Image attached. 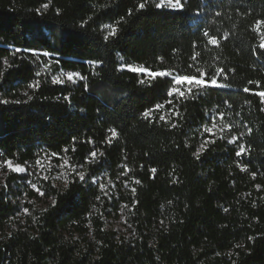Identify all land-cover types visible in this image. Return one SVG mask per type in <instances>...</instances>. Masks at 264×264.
Here are the masks:
<instances>
[{
	"label": "trees",
	"instance_id": "trees-1",
	"mask_svg": "<svg viewBox=\"0 0 264 264\" xmlns=\"http://www.w3.org/2000/svg\"><path fill=\"white\" fill-rule=\"evenodd\" d=\"M158 3L0 0V264H264V0Z\"/></svg>",
	"mask_w": 264,
	"mask_h": 264
},
{
	"label": "snow or ice",
	"instance_id": "snow-or-ice-1",
	"mask_svg": "<svg viewBox=\"0 0 264 264\" xmlns=\"http://www.w3.org/2000/svg\"><path fill=\"white\" fill-rule=\"evenodd\" d=\"M166 3H167V6H169L171 10H174V11H183L184 10V5L181 3V0H166ZM164 6H165V0H160V3H158L156 5L157 8H161V7H164ZM42 7L43 8H47L48 7V4H44V5H42ZM144 7H145V4H143V3H141L139 5V8L140 9H144ZM39 11L40 10L37 9V12H39ZM89 19H91V18H89ZM258 22L259 23H264V21H258ZM110 35L113 36V37H116V35H117V29L116 28H113L112 31H111V33H110ZM104 40L107 41L108 40V37L105 36L104 37ZM260 49H261L260 54L261 55H264V46H261V44H260ZM16 51L19 52V51H22V50L21 49H16ZM43 55L45 57H47V56L50 55V53L44 52ZM37 58H39V57H37ZM126 68H127V70H130V71H132L134 73L141 74L143 76H151L153 78H156V77H161V78L167 77L169 80L172 81V83L174 85L171 89H169V91L167 93L169 97H171L175 93H179V95L183 96L184 95V91H182L181 89H184V88H186L187 91L189 93H191L194 86H202V87L221 86V85H218L217 79H215V78L211 79V81L209 82V81H207L205 79L198 78L197 76H187V75H179V74L172 75V74L168 73L167 71L152 72V71H149L145 67L136 68V67H133L132 65H127ZM39 75H40V73L37 72L36 73V76H39ZM66 75H67L68 81H73V82H75L74 81V76H80L79 73H72V72H68ZM201 75H203V74H201ZM213 80H215V83H213ZM52 82L54 84H56V83H63V81L59 80V78H56V77L53 78V81ZM140 83H143V80H141ZM29 86L32 87V85H29ZM149 86H151V85H149ZM244 91H249V89H244ZM259 93H264V92H259ZM256 94L258 95V93H256ZM28 99L31 100L32 97L31 96H28ZM64 99L65 100H70V97L65 96ZM18 102L19 101H17V103ZM2 103H8V101L5 100V101H2ZM155 107L159 108V107H161V105H156ZM150 111L151 110H145V112L142 115L145 118H148ZM221 118H223V114H221ZM160 119L163 121L165 118L163 116H161ZM173 127H176V125H173ZM215 127H216V125L213 122V128H215ZM205 131H207L209 134H213L211 128L205 129ZM249 132H251V129H249ZM112 135L113 136H116L117 135V133L115 132V130H112ZM236 139H238V138L237 137H233L232 140H229L228 141V143L229 144H232V143H234L236 141ZM211 142L214 143L215 141H211ZM244 154H245V148H244L243 145H241L240 148H239V150L236 152V156L237 157H241ZM52 155L55 156L57 154L56 153H53ZM92 155L95 156V152H93ZM101 155H103V153H101ZM245 170H246L245 167H241V171H245ZM16 171L19 172V173H23L25 171V169L18 167L16 169ZM150 171L153 172V173H155L156 172V169L153 168V169H150ZM78 175H79V180L81 182H84L85 181L84 174L79 173ZM153 178H155V177H153ZM135 182L137 184L140 183L139 180H136ZM92 183L93 184L96 183V178L95 177H93ZM103 187H104V185H101V188H103ZM132 191H133V193H135V191H136L135 188H133ZM40 195H43V192H40ZM97 199L99 200L100 197H97ZM53 203H55V201H53ZM169 203H171V201H169ZM224 211L227 212L228 210L227 209H224ZM25 212H27V209H25ZM161 223H163V221H161ZM249 239L251 240L253 238L252 237H249Z\"/></svg>",
	"mask_w": 264,
	"mask_h": 264
},
{
	"label": "rangeland",
	"instance_id": "rangeland-1",
	"mask_svg": "<svg viewBox=\"0 0 264 264\" xmlns=\"http://www.w3.org/2000/svg\"><path fill=\"white\" fill-rule=\"evenodd\" d=\"M165 6L168 7V8H170L169 6H167L166 0H165ZM168 73H170V72H168ZM170 74H171V73H170ZM263 98H264V95H263ZM11 167L13 168L14 171H16V169L18 168L17 166H14V165H12ZM19 168H20V167H19ZM16 172H17V171H16ZM18 173H19V172H18ZM55 179H56V182H57L58 184H61V185L64 184V179L62 178V172H59V171L55 172Z\"/></svg>",
	"mask_w": 264,
	"mask_h": 264
}]
</instances>
